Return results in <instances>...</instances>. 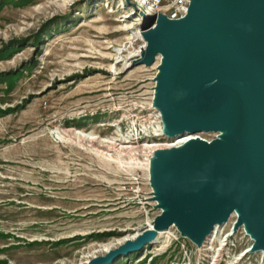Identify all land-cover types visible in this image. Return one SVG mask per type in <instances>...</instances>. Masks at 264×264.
Listing matches in <instances>:
<instances>
[{
  "label": "rangeland",
  "instance_id": "rangeland-1",
  "mask_svg": "<svg viewBox=\"0 0 264 264\" xmlns=\"http://www.w3.org/2000/svg\"><path fill=\"white\" fill-rule=\"evenodd\" d=\"M141 5L0 0V264H90L163 212L145 145L176 139L154 107L163 58L141 62ZM68 129L135 151L100 156ZM232 244L235 255L252 245L240 231ZM201 247L171 225L108 264H208ZM261 261L250 252L241 264Z\"/></svg>",
  "mask_w": 264,
  "mask_h": 264
},
{
  "label": "water",
  "instance_id": "water-1",
  "mask_svg": "<svg viewBox=\"0 0 264 264\" xmlns=\"http://www.w3.org/2000/svg\"><path fill=\"white\" fill-rule=\"evenodd\" d=\"M144 13L149 47L141 62L170 59L160 66L157 93L166 136L218 133L156 158L157 196L170 208L154 224L166 230L178 221L201 247L236 212L235 230L248 222L253 251L264 252V0H190L180 19ZM223 129L229 134L220 138ZM154 237L146 231L90 264H108Z\"/></svg>",
  "mask_w": 264,
  "mask_h": 264
},
{
  "label": "bare ground",
  "instance_id": "bare-ground-1",
  "mask_svg": "<svg viewBox=\"0 0 264 264\" xmlns=\"http://www.w3.org/2000/svg\"><path fill=\"white\" fill-rule=\"evenodd\" d=\"M143 38H144V36H143ZM148 47H149V43L146 42V46L143 47L142 51L148 49ZM140 54L141 53H139L138 55H140ZM133 56H135V55H133ZM145 56L147 57V55H145ZM157 56H161L163 58L162 59V62H164V64H166L170 60L168 57H166L163 54H159ZM159 98H160L159 102L157 104L155 103L156 105L154 107L162 115V119H163V122L165 124V126H164V134H165L169 130V123L167 121V118H166V115H165V111H164V108H163V105H162V102H163V94ZM219 133L220 134L218 136L220 138H225V136H227L229 134L228 130H226V129H223ZM60 134L63 136V138H69V139H73V140L75 139V140H81V141H84V142L85 141L86 142H89L90 143V147L92 148V151L94 153L99 154L100 156H105V157L112 158L113 160H118L121 157L126 156V154L123 151H125L126 153L127 152L128 153H132V151H135L133 146H130V145L120 146L121 144L120 145L117 144L114 140L100 139L97 136L90 135V134L79 133V132H77L75 130H72V129L71 130L70 129H68V130H60ZM199 137H200V134L199 133H196V134H186V136H184L182 138L180 137V138L176 139L175 141H173L171 143H166V144H160V143H156V142L147 143L145 145V149H146L145 152L149 156H152L153 157V159H152V168L156 166L155 165V161H157L156 158L160 155V153L162 151L172 150L174 148H187L193 140L199 139ZM158 198H160V197H158ZM169 208H170V205H166V207H165L164 210H167ZM236 224H237V221L233 223V226H235ZM248 224L249 223L246 222L245 225H243L242 227L245 229V226L247 227ZM174 225H175V227L178 226V221L175 222L173 224V226ZM216 227H218V226H216ZM220 229H221V227L218 229L219 232H220ZM166 230L161 229V228L157 227L156 224H154L153 226H150L149 228H147L146 231L147 232L154 233L155 238H156L157 233L160 232V234H162V233H165ZM179 230L181 232H184V234H185L186 237L190 238L192 241H194L195 243H198L200 245V243H199L200 241H198L197 240V237L194 236L195 234H191V233H189V231H185V230H182L180 228H179ZM219 232H218L217 236L219 235ZM246 233H247L248 236H251L247 231H246ZM229 236L232 237L233 235L230 234ZM250 247L246 249V255L247 254H250V252L251 253H254V251H253V243H252V245Z\"/></svg>",
  "mask_w": 264,
  "mask_h": 264
},
{
  "label": "built area",
  "instance_id": "built-area-1",
  "mask_svg": "<svg viewBox=\"0 0 264 264\" xmlns=\"http://www.w3.org/2000/svg\"><path fill=\"white\" fill-rule=\"evenodd\" d=\"M189 5L190 0H142L141 6L143 7V12H156L157 14L166 15L170 19H180L187 14ZM237 219L238 214L233 212L228 221L221 226L220 232L218 231L220 227H216L212 236L203 243V248L201 247V249H203L204 252H207L204 254L205 256L207 255L206 261L208 264H241L246 249L241 251L238 255H235L236 245L232 244V239L237 235L238 231L242 232L244 236L247 237L250 244L253 243V239L251 236L247 235L243 227H240L237 230H235L234 226L232 227V223L236 222ZM229 224H231V230L227 231V233L222 236V231H224ZM218 232L219 235L217 236ZM230 232L236 233L233 237H230L228 236ZM208 252H211V254L208 255ZM258 253L262 255L261 262L264 264V252H256L255 254Z\"/></svg>",
  "mask_w": 264,
  "mask_h": 264
}]
</instances>
